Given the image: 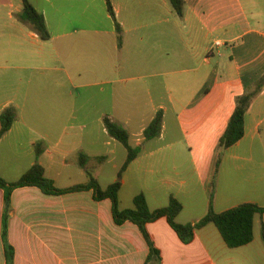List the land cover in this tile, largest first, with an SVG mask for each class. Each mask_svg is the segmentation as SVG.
Instances as JSON below:
<instances>
[{
    "label": "crops",
    "instance_id": "obj_1",
    "mask_svg": "<svg viewBox=\"0 0 264 264\" xmlns=\"http://www.w3.org/2000/svg\"><path fill=\"white\" fill-rule=\"evenodd\" d=\"M29 1L43 14L48 30L51 12V56L63 74L52 78L57 104H39L45 89V42L19 19L21 0H0V112L8 106L17 110L0 144L11 134H31L26 147L21 139L15 143L19 151L0 153V177H20L35 162L34 147L40 142L37 160L45 175L65 188L86 181L78 164L81 151L95 165L82 149L81 136L72 131L78 108L66 89L71 74L61 66L76 62V56H96L88 35L103 30L79 26L77 17L105 0ZM109 1L121 43L113 23L115 45H101L104 55L95 58L107 85L106 115L120 124L112 117L114 110L124 108L125 96L138 95L135 83L140 82L147 97L144 120L148 124L158 110L163 119L158 137L144 139L147 124L134 134L135 145L130 144L141 151L120 179L125 148L110 178L101 180L94 170L100 186L121 182L120 208L131 207L140 192L151 210L173 196L182 204L176 218L181 224L203 217L211 196L215 212L245 202L264 206V86L246 110L243 137L228 148L219 145L237 98L253 91L264 75V0H184L182 17L168 0ZM52 109L65 118L54 134L32 121ZM2 210L0 189V264H5ZM147 231L160 252V261L153 264H264V215L254 216L252 241L237 248H229L212 223L196 230L188 244L164 218L149 223ZM7 237L13 264H144L149 251L138 228L130 222L114 224L110 200H94L92 190L48 195L37 187L15 189Z\"/></svg>",
    "mask_w": 264,
    "mask_h": 264
},
{
    "label": "trees",
    "instance_id": "obj_2",
    "mask_svg": "<svg viewBox=\"0 0 264 264\" xmlns=\"http://www.w3.org/2000/svg\"><path fill=\"white\" fill-rule=\"evenodd\" d=\"M174 13L178 17L184 14V0H168ZM107 12L110 15L117 33V43H121V28L116 20L115 13L109 0H105ZM19 19L29 24L31 30L35 32L42 41L50 39V32L47 28L44 16L37 11L29 0H21V11L18 14ZM264 86V75L258 81L253 91L239 96L236 100L234 110L229 118L227 126L219 139V145L222 148H228L236 144L244 135V116L253 97ZM17 119V110L13 106L5 107L0 112V138L10 129ZM163 113L158 110L147 126L143 130L145 140L158 137L162 128ZM104 129L107 134L121 143L126 149V158L117 172V178L120 179L128 165L137 157L141 151L140 146H132L128 131L120 124L110 119L108 115L102 118ZM42 153L40 142L35 144L34 154L35 162L20 177L8 181L0 177V189L3 192V210L1 216V239L4 246L5 264H13L14 248L8 242V223L11 213L12 192L21 187H37L44 194L59 195L76 191L92 190L93 199L101 201L109 199L111 203V216L114 224L122 225L125 222L134 224L145 242L148 245V255L144 264H153L160 261V252L154 245L147 231V225L160 218H164L177 237L184 244H188L194 238L196 230L212 223L218 230L223 241L229 248H237L248 244L253 239V219L256 214L264 215V206L256 203L245 202L222 212H215L212 206V196L210 197L208 210L206 214L194 222L178 223L176 218L182 210V204L173 196L169 197L168 203L160 208L151 210L147 204L145 195L140 192L132 199V206L120 208L119 191L121 182L116 180L105 188H102L97 181L94 173V167L88 164L89 157L84 153L78 154V164L84 169L86 181L65 188L56 187L54 181L45 175L44 167L38 162V157ZM103 156L96 157V162L100 163Z\"/></svg>",
    "mask_w": 264,
    "mask_h": 264
},
{
    "label": "rangeland",
    "instance_id": "obj_3",
    "mask_svg": "<svg viewBox=\"0 0 264 264\" xmlns=\"http://www.w3.org/2000/svg\"><path fill=\"white\" fill-rule=\"evenodd\" d=\"M47 18L51 37L53 33L51 12L48 14ZM77 23L79 26L100 27V29L103 30L102 35L95 33H89L88 35L89 40L92 42H88V45L93 51L97 49L96 56L91 55L92 58L76 56V62H72L69 65H62L61 67L65 66L71 74L70 83L68 84V82L65 81L67 85L66 89L71 91V100L74 101V104L78 108L75 127L72 131H75L81 136L82 149L92 155L91 161L92 164L95 165V172L97 169L100 179L105 180L114 174L115 169L113 164L121 160L125 154V149L121 143L107 134L103 126L102 118L106 115V111L110 106H108V103L105 101V95L107 93L105 89L107 85L102 81L100 66L99 63L95 61V58L99 59L101 58V54L102 56L104 55L103 50L100 49L101 45L103 48L107 45L112 47L116 43V38L115 34L112 32L113 22L110 16L107 15L106 4H103L101 1L99 2V6L92 8V11L88 12L86 16H78ZM44 42L46 54L44 67L45 89L44 99L42 102H39V104L43 103L45 107L53 108V106L57 104V99L54 95L55 82L52 78L56 73L62 75L63 72L57 69L58 64H56L51 56L50 48L53 43L52 39ZM135 85L139 86L138 95L135 98L125 96L124 108L122 110H114L112 116L116 121H119L121 126L123 123H126L128 126V130H126L129 131L130 143L132 145H135V139L137 138L134 134L140 130L142 125L147 124L146 120H144L147 115L146 93L142 87V83L136 82ZM56 89L64 90L63 88L58 89L57 87ZM32 121L40 130L49 131L50 134H54V132L60 131L61 125L65 122V118L52 109L41 112L40 116L36 119L33 118ZM27 122L30 121L28 120ZM29 137H31V134L28 131H25L23 135H9L6 141L0 144V153H14L19 151L15 146L17 140L19 142L22 139V141H24L23 147H26L25 142L27 143ZM78 139L79 137L75 139V141L77 140V144ZM81 152L85 153L84 151ZM96 156H103L104 159L100 163H97Z\"/></svg>",
    "mask_w": 264,
    "mask_h": 264
}]
</instances>
